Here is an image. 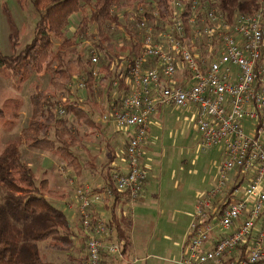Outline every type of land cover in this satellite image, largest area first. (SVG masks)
<instances>
[{
	"label": "built area",
	"instance_id": "obj_1",
	"mask_svg": "<svg viewBox=\"0 0 264 264\" xmlns=\"http://www.w3.org/2000/svg\"><path fill=\"white\" fill-rule=\"evenodd\" d=\"M215 2L172 0L166 18L157 0L126 9L134 32L117 26L119 46L132 38L139 54L121 56L126 90L97 120L127 136L125 163L110 179L132 201L147 179L141 145L151 117L165 106L193 109L200 149L218 150L220 160L214 184L196 198L177 264H264V0L253 14L232 18ZM87 55L98 76L101 53L90 47ZM75 84L83 89L84 77ZM74 192L87 263L102 264L120 245L92 207L113 193L80 185Z\"/></svg>",
	"mask_w": 264,
	"mask_h": 264
},
{
	"label": "trees",
	"instance_id": "obj_2",
	"mask_svg": "<svg viewBox=\"0 0 264 264\" xmlns=\"http://www.w3.org/2000/svg\"><path fill=\"white\" fill-rule=\"evenodd\" d=\"M28 1L38 19L31 41L18 53L15 52L18 29L3 4L9 24L8 38L14 52L8 56L0 52V74L9 73L23 83L31 71L47 72L50 90L34 86L29 100L30 116L19 132L18 141L8 142L0 152V264H66L48 260L39 247L41 243L46 250L70 252L67 259L71 262L88 264L85 237L81 241L85 254L80 258L72 255L77 232L67 214L52 204L51 199L58 193L50 187L48 179L37 180L32 168L22 160L20 142H25L28 148L56 155L77 175L81 174L78 150L83 149L84 144L78 128H99L98 104L93 98L95 86L105 85L106 104L102 110L117 106L121 93L126 90L124 80L118 77L121 56L139 54V44L132 38H123V45L116 46L111 26L123 25L132 35L121 16L127 17L126 9L146 0ZM170 1L157 0L161 18L169 15ZM259 5L260 0H216L214 4L216 10L228 18L253 14ZM76 14L80 15L78 26L74 34L67 37L70 17ZM81 38L89 39L91 47L101 53L98 76H93V65L84 51L76 50L73 57H67ZM82 77L85 87L78 89L75 82ZM73 93L76 96L71 98ZM61 109L63 114L59 113ZM13 115L17 117V112ZM4 118V110L0 107V125L5 123ZM107 184L115 201L117 196L125 194L115 190L110 177ZM114 205L111 211L115 220ZM115 221V228L111 222L107 225L113 228L120 251L124 252L129 238L117 218Z\"/></svg>",
	"mask_w": 264,
	"mask_h": 264
},
{
	"label": "rangeland",
	"instance_id": "obj_3",
	"mask_svg": "<svg viewBox=\"0 0 264 264\" xmlns=\"http://www.w3.org/2000/svg\"><path fill=\"white\" fill-rule=\"evenodd\" d=\"M3 4L12 15L14 23L18 29L19 41L15 50L16 53L21 51L25 45L31 41L38 15L28 0H22L20 3L17 0H0V52L3 55L8 56L11 55L14 50H12L8 38L9 24L4 13ZM132 8L130 7L129 10ZM128 16H130L129 13H127V17L122 15L121 20L122 23L125 22L126 26H129V30L133 33L132 23L128 20ZM70 18L69 26L66 31L67 37H71L74 34L75 29L78 26L80 15L76 14ZM118 27L126 31V28L123 25H119ZM118 27L113 29L112 37L116 46L119 47L120 44H117L119 42L118 39L119 37L122 39L123 35L122 30L118 29ZM77 42L78 45L73 48L74 50L67 53L68 58L73 57L74 51L76 50L84 51L85 55L88 53V50L91 47V41L89 39L81 38L77 39ZM127 47L129 48V46ZM49 81L50 76L47 72L36 74L31 71L28 79L23 83L17 82L9 73L6 74V76L0 74V107L5 113V123L0 125V152L8 142L18 141L19 132L26 125L30 116L31 107L29 100L33 93L34 86L39 85L40 89L49 91ZM104 88V84L103 86H95L93 98L98 104V111H104L102 110L104 108L101 107H104L106 104ZM75 96V93H73L71 98H74ZM14 112H17V117H14ZM96 114H98V112ZM191 117V113H181L177 110L172 111L171 109H166L163 118L160 119L162 125H160L158 127L159 129L154 132L156 135L153 142L155 147L161 151L160 154L156 153L155 163H163L164 166L166 165L163 169L164 178L169 179L171 174L177 173L178 171L182 174V177L177 176L175 178L180 180L181 190L183 189L182 197L180 198L183 202L178 203L177 206L182 210V214H178L177 217L173 216L172 219L174 226H172L169 225L171 213L168 212L165 216H160L161 218L166 219V223L162 226L157 225L156 227L154 223L150 222L151 226L146 227V231L143 235L137 236L136 240L138 241V244L150 239L151 242L155 243L156 247H158L152 250H145L144 253H150L151 255L146 258V261H141L142 264H174L172 261L178 254V248H175L174 245L168 244L165 249V247H160L157 244L158 242L163 243L165 241L177 243V241L180 240V237H182L184 230L189 224H187L189 217L186 216L188 213L190 215L194 205V200L192 201L191 199L186 198V192L198 189L199 191L196 190L195 192L198 191V193H202L207 190L206 187L209 188L214 184V179L216 178L214 172L218 165V156L213 150L205 153L200 149L198 132ZM87 129L88 128L85 127L78 128L79 134L83 139L84 147H86V143H88L90 147L93 146L92 149L90 148L89 150H93L91 153L97 154L96 158L97 160H100L99 157L106 153L105 149H101V147L104 148L105 140L99 135V133L95 132L89 133L85 136L83 131H87ZM19 148L22 154V160L26 164L27 162L30 163V167L34 171L36 179H50L49 185L52 189L56 190L57 193H63V190L60 188L59 183H56L57 186L52 184L55 179L61 180L63 178L64 181L66 180L65 182L72 181L71 185H75V183L79 181H76L78 175L75 178V171L71 167H67L56 155L38 149L28 148L25 142H20ZM29 150L36 152L37 155L30 154ZM84 151L85 150L79 149L78 154L82 157L86 153ZM41 152L46 155H38V153ZM47 163H51V165H48V168L44 170ZM180 168H182V170ZM57 196L58 194L55 198H57ZM51 200L54 206L63 210V204L61 202H58V200L54 198ZM158 210L157 207H149L145 210L142 208L137 209L133 218V220L136 221V228L139 227V229H142L143 222H157L159 220ZM179 216H181V220H178ZM39 247L42 249V252L46 253V258L50 261L77 264L76 262H71L67 259V255L70 254V252L46 250L45 245L42 243L39 244ZM71 253L80 258L83 254L82 247L81 249L75 247Z\"/></svg>",
	"mask_w": 264,
	"mask_h": 264
},
{
	"label": "crops",
	"instance_id": "obj_4",
	"mask_svg": "<svg viewBox=\"0 0 264 264\" xmlns=\"http://www.w3.org/2000/svg\"><path fill=\"white\" fill-rule=\"evenodd\" d=\"M119 42L117 44H120V39H118ZM171 107V108H169ZM166 109H171L172 111H180L181 113H191L192 117L191 120L194 122L193 124L196 127L195 124V112L191 108H176L173 106H165L161 108L156 114H154L151 119L150 123L147 127V138L146 141L141 145V164L144 167V170L147 175V179L143 188V191L140 193V195L135 200H130L129 197L124 195L117 196V200L115 201V196H113L111 199H107L103 202V204L94 205L92 207L93 213L98 214L102 216L107 222H111L113 225V228H115L116 218L118 220V223L122 224L123 229L126 232V235L129 238L127 248L124 252L120 251V254L110 256L105 255L103 258V264H142V262L146 261V258L150 256L151 254L144 253L147 249H156V244L151 242V240H147L144 242H141L138 244L137 236L143 235V233L146 231V227L151 226V223H154L155 226H162L164 223H166V219L161 218L160 216H165L166 213H171V218L169 221V225L174 226L173 223V216H176L178 214H182V210H180L177 206L178 203H182L181 197L183 189L181 190V183L180 180L175 179L177 176L182 177V174L180 171L177 173H173L170 175L169 179L164 178L163 169L166 167L163 163H155V155L156 153L160 154L161 151L158 150V148L155 147V144L153 140H155L156 132L160 125H162L161 120L164 115V111ZM190 115V114H188ZM99 122V121H98ZM100 129H87V131H83L85 136L89 133H99L100 136H102L105 140L104 148L101 147V149H105L106 153L102 154L99 159L97 160L96 155L92 154L89 149L90 147L88 143H86V147L80 150L86 149V152L79 161V167L81 169V174L75 175L76 183L75 185H71L72 181L65 182L64 179H55V181L52 182L54 186H57L56 183L60 184V188L63 190V193H58L56 200L58 202H61L63 205V211L67 214L68 219L71 222V225L75 228L77 232V236L74 238V248L79 247L81 249L83 254H85L83 245L81 244V241L84 239L83 236V230L80 225V216L78 213V201L75 196V186H89L94 189L104 188L107 187V179L110 177V173L114 170H121L123 168V165L125 163L123 151L125 148V139L126 134H121L118 131L114 129V127L110 124H103L99 122ZM120 134V135H119ZM199 134H198V142H199ZM152 142H151V141ZM215 151V154L218 156V159L220 160V154L219 151L216 149H212ZM30 151V150H29ZM203 151L205 153L210 152ZM30 154L37 155L36 152L30 151ZM38 153V155H46ZM49 156V155H47ZM106 157V158H103ZM27 164L30 166V163L27 162ZM48 165H51V163H47L45 165L44 170H46ZM217 168V167H216ZM216 168L214 175L216 174ZM182 170V168H180ZM48 179V178H47ZM50 180V179H49ZM48 180V181H49ZM215 180V179H214ZM78 183V184H77ZM210 185V184H209ZM208 186V185H207ZM208 188V187H206ZM198 190V189H196ZM191 190L190 192H186V198L194 200V204L196 201V198L198 196V191ZM114 205V216L115 220L112 218V211L111 207ZM149 207H157L158 210V216L159 220L157 222L155 221H148L143 222L142 229L136 228V221L133 220L134 213L137 209L142 208L145 210ZM194 207V205H193ZM193 209L190 212V215H184L186 217H189V220H191V214ZM182 216V215H181ZM178 220H181L180 217ZM188 220L187 224L190 223ZM151 222V223H150ZM189 226V224H188ZM187 228L184 230L182 237H180V240L176 242H158V246L160 247H167L168 244L174 245L175 248H178V254L175 256V259L172 261L174 264L178 263V260L181 256V248L182 244L184 242L187 230ZM111 227V232L113 236L115 237V232ZM141 230V231H140ZM151 247V248H149ZM155 254V253H154ZM153 255V254H152ZM155 256V255H154Z\"/></svg>",
	"mask_w": 264,
	"mask_h": 264
}]
</instances>
